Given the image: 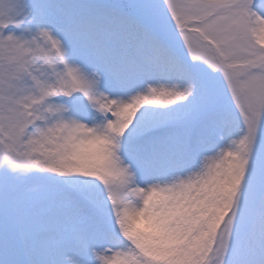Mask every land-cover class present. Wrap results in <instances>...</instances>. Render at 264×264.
<instances>
[{
	"label": "snow or ice",
	"instance_id": "obj_1",
	"mask_svg": "<svg viewBox=\"0 0 264 264\" xmlns=\"http://www.w3.org/2000/svg\"><path fill=\"white\" fill-rule=\"evenodd\" d=\"M0 264H264V0H0Z\"/></svg>",
	"mask_w": 264,
	"mask_h": 264
}]
</instances>
